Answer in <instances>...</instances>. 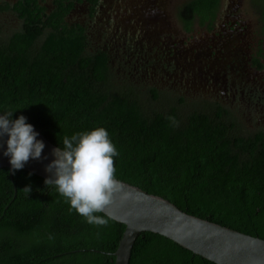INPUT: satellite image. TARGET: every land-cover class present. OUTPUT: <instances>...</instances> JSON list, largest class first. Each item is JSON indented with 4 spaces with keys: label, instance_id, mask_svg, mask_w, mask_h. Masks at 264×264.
<instances>
[{
    "label": "trees",
    "instance_id": "trees-1",
    "mask_svg": "<svg viewBox=\"0 0 264 264\" xmlns=\"http://www.w3.org/2000/svg\"><path fill=\"white\" fill-rule=\"evenodd\" d=\"M188 7L204 21L216 5L191 0ZM16 12L18 28L0 26V114L25 116L61 148L65 136L103 127L119 152L120 182L264 240V132L240 131L222 110L124 81L101 48L88 51L83 30L45 17L35 0H19ZM94 215L107 225L87 223L41 178L18 170L11 180L0 169V264H114L125 227ZM129 264L214 263L147 232Z\"/></svg>",
    "mask_w": 264,
    "mask_h": 264
},
{
    "label": "flooded vegetation",
    "instance_id": "flooded-vegetation-1",
    "mask_svg": "<svg viewBox=\"0 0 264 264\" xmlns=\"http://www.w3.org/2000/svg\"><path fill=\"white\" fill-rule=\"evenodd\" d=\"M35 1L45 17L83 30L88 51L101 48L124 81L264 132V0H213L204 21L191 15V0ZM0 2L8 28H18L19 0Z\"/></svg>",
    "mask_w": 264,
    "mask_h": 264
},
{
    "label": "water",
    "instance_id": "water-1",
    "mask_svg": "<svg viewBox=\"0 0 264 264\" xmlns=\"http://www.w3.org/2000/svg\"><path fill=\"white\" fill-rule=\"evenodd\" d=\"M33 127L45 148L41 159L30 158L21 171L45 181L51 175L46 167L55 158L53 150L57 147ZM7 140V135L0 137V169H8L12 180L10 157L3 155ZM120 183L112 203L101 213L125 227L113 254L114 264H129L137 237L147 232L162 236L214 264H264V240L188 215L161 197Z\"/></svg>",
    "mask_w": 264,
    "mask_h": 264
},
{
    "label": "clouds",
    "instance_id": "clouds-1",
    "mask_svg": "<svg viewBox=\"0 0 264 264\" xmlns=\"http://www.w3.org/2000/svg\"><path fill=\"white\" fill-rule=\"evenodd\" d=\"M13 113L0 114V137L8 136L7 150L3 155L10 157L14 174L22 170L30 158L41 159L45 145L37 139L39 134L27 123V118L21 115L13 120ZM62 143V148L59 146L53 150L55 158L46 167L51 175L44 184L54 186L70 205V210H75L87 223L106 226L107 219L94 214L102 213L112 203L114 192L121 186L114 167V157L119 152L108 131L98 127L70 138L65 136ZM31 190L30 185L22 189L28 195Z\"/></svg>",
    "mask_w": 264,
    "mask_h": 264
},
{
    "label": "rangeland",
    "instance_id": "rangeland-1",
    "mask_svg": "<svg viewBox=\"0 0 264 264\" xmlns=\"http://www.w3.org/2000/svg\"><path fill=\"white\" fill-rule=\"evenodd\" d=\"M248 18H251V21L253 22V17L251 15H248ZM0 26L5 32L11 30L10 28H8L10 27V19L0 15Z\"/></svg>",
    "mask_w": 264,
    "mask_h": 264
}]
</instances>
